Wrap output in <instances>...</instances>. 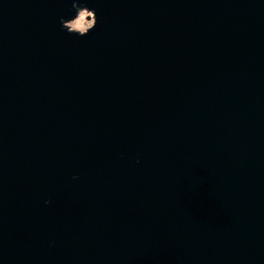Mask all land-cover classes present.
<instances>
[{
    "label": "water",
    "instance_id": "obj_1",
    "mask_svg": "<svg viewBox=\"0 0 264 264\" xmlns=\"http://www.w3.org/2000/svg\"><path fill=\"white\" fill-rule=\"evenodd\" d=\"M86 3L0 0V264H264V0Z\"/></svg>",
    "mask_w": 264,
    "mask_h": 264
},
{
    "label": "clouds",
    "instance_id": "obj_2",
    "mask_svg": "<svg viewBox=\"0 0 264 264\" xmlns=\"http://www.w3.org/2000/svg\"><path fill=\"white\" fill-rule=\"evenodd\" d=\"M72 8L76 13L73 18H60L62 30H66L70 34L79 36L88 35L98 23L96 9L87 6L86 0H72ZM206 217H210L208 220H215L216 213L206 215ZM161 259L164 264H169L166 257H161Z\"/></svg>",
    "mask_w": 264,
    "mask_h": 264
}]
</instances>
